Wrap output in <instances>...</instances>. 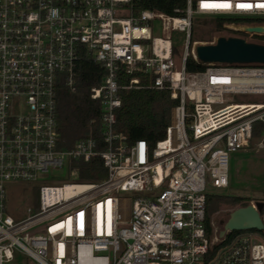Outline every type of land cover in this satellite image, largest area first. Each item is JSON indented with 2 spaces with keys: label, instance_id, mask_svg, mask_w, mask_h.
<instances>
[{
  "label": "built area",
  "instance_id": "2783aa9c",
  "mask_svg": "<svg viewBox=\"0 0 264 264\" xmlns=\"http://www.w3.org/2000/svg\"><path fill=\"white\" fill-rule=\"evenodd\" d=\"M137 0H0V264H264V240L243 230L225 241L206 227L208 187L229 185V153L248 147L262 123L264 64H208L189 71L198 44L219 36L264 43V0H185L173 14L136 10ZM212 21L193 38L194 18ZM176 32L183 33L182 39ZM85 53L102 65L91 99L93 136L66 148L56 117L57 83L75 91ZM121 72L131 75L122 85ZM149 82L142 84L141 76ZM166 89V136L151 147L116 131L120 89ZM101 159L106 175L79 180L77 161ZM67 166L76 181L41 185L35 207L14 217L6 184ZM148 192L133 199L121 191Z\"/></svg>",
  "mask_w": 264,
  "mask_h": 264
},
{
  "label": "trees",
  "instance_id": "16d2710c",
  "mask_svg": "<svg viewBox=\"0 0 264 264\" xmlns=\"http://www.w3.org/2000/svg\"><path fill=\"white\" fill-rule=\"evenodd\" d=\"M185 0H137L136 10L143 8L156 9L173 14L176 8L184 7ZM208 64L202 63L189 57L187 69L189 71H201L206 69ZM76 88L70 90L60 75L57 83L56 117L58 130L66 140L65 147H71L76 140L86 136H93L98 140L99 147L104 146L101 135V123L99 119V103L89 96L92 84L101 83L105 70L101 64L95 62L91 57L82 53L77 60L76 67ZM142 84L149 82L147 76L140 75ZM131 75L121 72L119 81L122 85L129 82ZM122 100L121 107L117 110L116 131L127 130L129 141L144 138L151 147L166 136L167 127L171 122L172 108L178 104L166 89H155L149 87L120 89ZM262 123H256L253 136L259 137L262 134ZM79 166V180L89 181L102 178L106 175V169L101 159L93 157L89 161L73 162ZM232 203L247 205L249 200L242 196L225 194L207 195L206 204V227L211 232V215L216 211L220 203ZM264 215V207L261 210ZM243 230L230 231L225 241L231 240L235 234ZM257 233L264 240V229H249Z\"/></svg>",
  "mask_w": 264,
  "mask_h": 264
},
{
  "label": "rangeland",
  "instance_id": "374dc122",
  "mask_svg": "<svg viewBox=\"0 0 264 264\" xmlns=\"http://www.w3.org/2000/svg\"><path fill=\"white\" fill-rule=\"evenodd\" d=\"M212 21L201 16L194 18L193 38L207 37V29ZM183 33L176 32V38L181 41ZM233 101H264V95L232 96ZM76 176L70 173L67 166L51 169L47 173L39 174L36 180H16L6 184V205L9 214L23 217L28 214L29 207H35L36 194L41 185H59L64 182L76 181ZM209 194H225L242 196L249 203L264 201V133L259 137H252L248 147L229 153V185L226 188L208 187ZM121 197L135 198L149 195L148 192L133 190L119 192ZM240 204L220 203L218 209L211 215L213 235L218 236L230 212ZM264 218V215H263ZM16 263L25 262L24 256H18Z\"/></svg>",
  "mask_w": 264,
  "mask_h": 264
},
{
  "label": "water",
  "instance_id": "95a60500",
  "mask_svg": "<svg viewBox=\"0 0 264 264\" xmlns=\"http://www.w3.org/2000/svg\"><path fill=\"white\" fill-rule=\"evenodd\" d=\"M249 29L264 31V26ZM196 57L205 64H264V43L248 41L237 36H219L215 43L198 44ZM263 207L264 201H256L233 209L219 231V237L222 238L227 232L236 230H263Z\"/></svg>",
  "mask_w": 264,
  "mask_h": 264
}]
</instances>
